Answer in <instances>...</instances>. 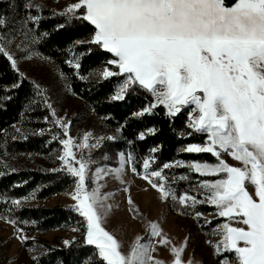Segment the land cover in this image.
I'll list each match as a JSON object with an SVG mask.
<instances>
[{"label":"snow or ice","instance_id":"obj_1","mask_svg":"<svg viewBox=\"0 0 264 264\" xmlns=\"http://www.w3.org/2000/svg\"><path fill=\"white\" fill-rule=\"evenodd\" d=\"M81 9L83 13L77 16ZM60 15L82 18L94 26L95 34L89 43L112 53L116 59L108 63L119 69L118 72L105 69L102 73L105 79L126 74L113 100H123L130 85H139L155 97V103L137 113L138 116L152 114L160 105L169 116H175L182 107L190 105L194 106V112H199L198 116L190 117L188 127L206 133L208 143L188 145L183 150L211 153L217 163L185 165L177 161L149 171L155 163V158L149 156L143 160L142 178L157 189L163 199H176L174 190L166 186L163 169L188 167L201 176L225 174L223 179L200 184L208 193L204 200L185 193L179 197V203L188 205L190 202L192 207L209 203L217 208L220 217L227 218L228 222L217 233L222 239L214 245L218 255L234 253L236 264H264V0H230L228 4L226 0H77ZM29 19L38 23L40 17L30 16ZM6 23L0 18V27ZM0 54L19 72L17 60L6 49L2 34ZM67 63L80 68L78 61ZM47 107L52 109V104L47 103ZM52 116H56L55 110ZM55 123L66 137L60 139L64 151L59 159L78 180L72 194L77 204L73 207L87 220L86 243L95 245L106 264H150L153 261L151 250L140 243V238L125 255L121 243L101 226L110 208L105 204L107 197L101 195L99 187L87 190L90 160L83 157L77 160L73 151L74 148L96 147L97 144H89L92 134H85L83 143L78 144L69 135L70 122L56 119ZM155 132V128L147 129L139 133L138 138L143 140ZM221 153L230 155L243 167L229 165L221 159ZM132 160L134 157L129 154L128 161ZM132 171L136 172L135 166ZM101 172L103 169H97L98 174ZM246 185L253 186L254 192ZM12 203L19 206L21 201ZM132 203L129 197V204ZM132 210L138 212V209ZM232 221L247 227H234ZM151 228L153 237H161L158 225L153 224ZM20 239L26 242L28 237ZM160 243L171 242L163 237ZM185 247L186 242L181 247H172L174 264H183ZM154 264L163 262L156 260ZM222 264H230V261L225 258Z\"/></svg>","mask_w":264,"mask_h":264},{"label":"trees","instance_id":"obj_2","mask_svg":"<svg viewBox=\"0 0 264 264\" xmlns=\"http://www.w3.org/2000/svg\"><path fill=\"white\" fill-rule=\"evenodd\" d=\"M46 0H0V18L11 19L14 13L26 22L36 39L38 54L52 63L67 79L72 93L107 127L119 132L120 140H102L90 157L89 176L97 169L119 166L121 153L131 154L134 160L135 174L142 177L143 160L149 156L155 158L151 170H160L166 163L177 161L185 165L191 163L216 164L217 158L210 153L191 154L185 152L188 145H205L207 134L196 132L188 127L186 109L175 116H169L163 106H157L152 114L136 115L144 108L155 103L153 95L140 87L131 85L123 100H113L117 88L124 84L126 75H116L92 81L91 78L105 69L118 72L119 69L108 61L116 59L99 45L89 43L95 34V28L82 18L60 15L49 10L35 7ZM31 4L28 8L26 5ZM83 9L77 12V16ZM39 16V22L29 19ZM81 42V43H77ZM80 63V68L70 66L67 61ZM84 77V79H81ZM14 85H19L14 87ZM48 96L37 85L18 74L11 62L0 54V157L12 158H49L62 149L60 139H65L64 130L55 123ZM155 128V134H148L140 140L139 133ZM42 133V134H41ZM189 133H191L189 135ZM59 139H53V137ZM153 148L158 149L152 152ZM167 177V187H171L179 197L187 193L197 200H204L206 193L200 187L202 182H214L221 177H207L196 174L188 167H170L163 169ZM181 176L189 181H176ZM175 180V181H171ZM77 183L75 177L66 171H51L44 168L5 172L0 175V221L11 224L18 232L28 235L49 234L62 230L81 228L80 236L65 249H54L43 245L46 255L37 264H106L98 250L86 243L84 220L73 207L43 208L26 206L32 201L42 204L50 199L66 194ZM20 200L19 206L12 203ZM200 213V216L196 214ZM218 213L217 208L206 203L179 207L182 217L198 218ZM14 221L15 223H13ZM201 229H215L227 220L221 218L206 227L199 220ZM22 230V231H19ZM35 247L36 244H28ZM235 257L234 253L229 254Z\"/></svg>","mask_w":264,"mask_h":264},{"label":"rangeland","instance_id":"obj_3","mask_svg":"<svg viewBox=\"0 0 264 264\" xmlns=\"http://www.w3.org/2000/svg\"><path fill=\"white\" fill-rule=\"evenodd\" d=\"M76 2L77 0H46L40 2L35 7L39 10H49L60 14L69 5ZM6 21V25L0 27V34L4 38L6 49L17 60L19 72L15 71L20 75L22 73L23 75L21 76L23 78L39 85V89L45 92L51 101L52 111L55 110V118L64 122H70L68 132L74 141L78 144L83 143L84 135L87 133L92 134L89 144H97V146L74 148L73 151L76 154V159L79 160L83 157L89 160L98 148L99 142L108 139V137H115L113 141H119L121 139L119 132L107 127L101 119L97 118L89 107L83 104L72 93L67 79L60 71L38 54L36 39L18 13H14L11 19ZM102 73L95 74L91 80L104 78ZM130 87L131 85L128 89ZM118 90L119 87L117 88ZM182 109L187 110L189 122L190 117L194 118L197 116L192 106H185ZM63 151L62 145L61 150L53 153L46 159L37 157H0V172H18L44 168L51 171L63 170L69 173L63 161L59 159L63 155ZM221 159L225 160L229 165L243 167L240 162L234 160L226 153H221ZM132 168V165L128 161V155L125 154L123 157H120L118 168L102 167L99 169H103V172L98 174L96 170L93 175L89 176V167L86 177V188L88 191L99 187L101 195L107 197L105 204L110 206V208L106 212L101 226L121 243L122 253L125 255L129 254L138 238H140V243L148 245L151 250L153 261H150V264H154L156 260L162 261L163 264H174L175 257L172 247H181L186 242V247L182 253L183 264H188L189 261L192 264H222L225 258L230 261V264H236L235 257H231L230 253L222 252L218 255L214 247L222 239V235L217 234L222 225L215 229L203 231L199 222L201 220L206 227H209L214 221L221 218L227 220V218L220 217L218 213L198 218L182 217L179 214V207L186 205L180 204L176 199L171 197L163 199L161 193L153 188L148 181L142 177H138L132 171ZM188 169L192 171L190 168ZM207 177L225 178V174L221 173L216 176ZM175 180L189 181L188 178ZM76 186L77 183L66 194L50 199L42 204H34L30 201L25 205L48 209L73 207L77 204V201L72 199ZM203 190L207 196V191ZM129 197L133 201L132 204H129ZM206 204L215 207L209 203ZM132 209H138V212ZM82 217L84 220L83 228L86 232L85 238L87 239V220L84 216ZM153 224L158 225L161 230V237L152 236L151 225ZM231 224L234 227L245 228V225L236 221H232ZM80 234L81 228H75V230H62L49 234L28 235L16 231L6 221H0V264H37L38 260L46 255V250L41 244L54 249H65ZM22 236L28 237V240L26 242L22 241L20 239ZM163 237H166L171 243L168 245L161 244L160 240ZM65 241H69L70 243L65 244ZM31 243H39L40 245H35V247L28 246ZM89 246L96 248L95 245Z\"/></svg>","mask_w":264,"mask_h":264},{"label":"crops","instance_id":"obj_4","mask_svg":"<svg viewBox=\"0 0 264 264\" xmlns=\"http://www.w3.org/2000/svg\"><path fill=\"white\" fill-rule=\"evenodd\" d=\"M112 54V53H111ZM113 55V54H112ZM114 56V55H113ZM191 106V105H190ZM185 107V106H184ZM192 107H194V106H192ZM183 108V107H182ZM196 114H197V116L199 115V112H196ZM188 153V152H187ZM191 154H205V153H191ZM247 187H248V190L250 191V192H254V187L253 186H251V185H246ZM247 226L245 225V228H246Z\"/></svg>","mask_w":264,"mask_h":264},{"label":"water","instance_id":"obj_5","mask_svg":"<svg viewBox=\"0 0 264 264\" xmlns=\"http://www.w3.org/2000/svg\"><path fill=\"white\" fill-rule=\"evenodd\" d=\"M230 2V0H226V4H228Z\"/></svg>","mask_w":264,"mask_h":264}]
</instances>
